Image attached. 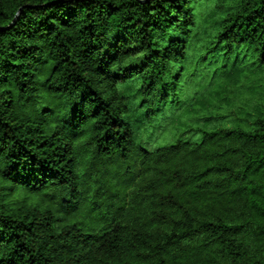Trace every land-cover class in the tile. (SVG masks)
Instances as JSON below:
<instances>
[{"label":"trees","instance_id":"trees-1","mask_svg":"<svg viewBox=\"0 0 264 264\" xmlns=\"http://www.w3.org/2000/svg\"><path fill=\"white\" fill-rule=\"evenodd\" d=\"M202 1L0 0V264H264V115L154 147L146 126L178 106ZM207 9V52L264 77V0Z\"/></svg>","mask_w":264,"mask_h":264},{"label":"rangeland","instance_id":"rangeland-1","mask_svg":"<svg viewBox=\"0 0 264 264\" xmlns=\"http://www.w3.org/2000/svg\"><path fill=\"white\" fill-rule=\"evenodd\" d=\"M215 0H203L192 4L195 27L189 39L188 55L185 61L176 65L182 71L177 96L153 121H146L153 137L145 129L137 127L142 118L139 98V80L131 79L120 86V92L127 96L132 107L129 121L134 125V135L142 143L153 142L151 147L174 141L185 129L215 127L241 122L247 113L264 115V77L253 58L234 56L224 61L223 51L209 54L206 50L212 41L222 13H208L214 8ZM235 4L227 5L231 9ZM134 111V112H133ZM183 138L197 140L194 133H183Z\"/></svg>","mask_w":264,"mask_h":264}]
</instances>
